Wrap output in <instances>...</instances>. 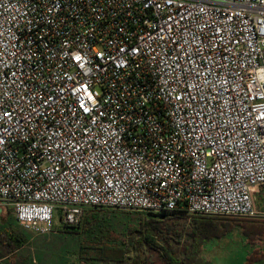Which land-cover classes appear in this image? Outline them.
Segmentation results:
<instances>
[{"label": "built area", "instance_id": "built-area-1", "mask_svg": "<svg viewBox=\"0 0 264 264\" xmlns=\"http://www.w3.org/2000/svg\"><path fill=\"white\" fill-rule=\"evenodd\" d=\"M264 0H0V208L264 218Z\"/></svg>", "mask_w": 264, "mask_h": 264}, {"label": "trees", "instance_id": "trees-1", "mask_svg": "<svg viewBox=\"0 0 264 264\" xmlns=\"http://www.w3.org/2000/svg\"><path fill=\"white\" fill-rule=\"evenodd\" d=\"M101 210L106 209H87L79 225L61 224L58 227L61 232L82 236L79 246L81 261L105 264H202L206 243L221 240L233 231L240 230L251 246L264 242V221L190 215L186 210L162 215L128 212L130 218L122 220L115 215L100 214ZM8 212L13 214L12 209H8ZM119 226L120 230L117 229ZM27 240L28 237L15 224L11 225L0 234V259L10 258L25 246ZM262 261L264 251L257 248L244 264Z\"/></svg>", "mask_w": 264, "mask_h": 264}, {"label": "rangeland", "instance_id": "rangeland-1", "mask_svg": "<svg viewBox=\"0 0 264 264\" xmlns=\"http://www.w3.org/2000/svg\"><path fill=\"white\" fill-rule=\"evenodd\" d=\"M252 197L259 208L264 210V190L253 193ZM255 207L258 208L256 205ZM96 212L99 211L97 210ZM100 214L115 215L122 220H128L130 218L128 212L118 210H101ZM133 215L143 216V214ZM225 218L232 219L238 217ZM13 224L21 230L24 236L28 237V240L25 246L11 255L10 258L5 260L0 259V264H105L101 262L88 263L80 260L79 246L82 236L72 232L59 231L58 227L60 226V222L58 215H56V228L52 234L47 236H34L23 231L18 226L15 222L14 214H9L8 209H4L3 211L1 209L0 234L7 231ZM117 229L120 230L121 226ZM226 244H231V249H226L224 247ZM254 248L255 246H251L248 243L247 237L240 230H236L221 240L207 242L201 263L209 264L208 261H212V264H238L239 262V264H243L247 261V258L253 252ZM231 252L233 255H231Z\"/></svg>", "mask_w": 264, "mask_h": 264}, {"label": "crops", "instance_id": "crops-1", "mask_svg": "<svg viewBox=\"0 0 264 264\" xmlns=\"http://www.w3.org/2000/svg\"><path fill=\"white\" fill-rule=\"evenodd\" d=\"M264 190V186L263 187H261V188H258L256 191H255V193H257V192H261V191H263ZM255 201V200H254ZM255 203V205L258 207L257 209L259 210V212L260 213H264V210L263 209H260L259 208V206L256 204V202H254ZM2 209V211L4 210L3 208H0V210ZM250 220H255V221H264V218H259V219H250ZM242 244V243H241ZM227 245V246H226ZM224 247H226V249L227 248H230V245L231 244H226ZM243 245H244V243H243ZM257 248H261L263 251H264V242H262V243H259V244H257L256 246H255V248H254V250L255 249H257ZM231 249V248H230ZM236 253V252H235ZM231 255H233V253L231 252ZM226 257H227V253H226ZM223 259H225V258H223ZM208 260H209V258H208ZM209 262V264H212L210 261H208ZM240 263V262H239ZM238 263V264H239ZM264 263V261H262V262H259V263H256V264H263ZM244 264V263H243Z\"/></svg>", "mask_w": 264, "mask_h": 264}]
</instances>
